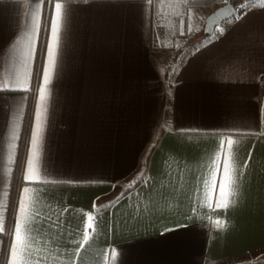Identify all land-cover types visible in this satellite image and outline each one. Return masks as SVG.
<instances>
[{
	"label": "crops",
	"instance_id": "0c3cea01",
	"mask_svg": "<svg viewBox=\"0 0 264 264\" xmlns=\"http://www.w3.org/2000/svg\"><path fill=\"white\" fill-rule=\"evenodd\" d=\"M152 29V0H0V264H264V3L169 83Z\"/></svg>",
	"mask_w": 264,
	"mask_h": 264
},
{
	"label": "trees",
	"instance_id": "16d2710c",
	"mask_svg": "<svg viewBox=\"0 0 264 264\" xmlns=\"http://www.w3.org/2000/svg\"><path fill=\"white\" fill-rule=\"evenodd\" d=\"M257 0H178L177 7L174 6L173 0H152L153 2V29H152V43L155 47H172L175 48V55L172 59V63L166 67L165 77L166 82L168 81L172 73V68L183 56L195 49L204 40H207L211 35H205L203 32V27L201 30L191 34L186 35L185 39L177 47L175 46L173 40L177 38L180 34L177 31V26H174L176 21L182 18L184 21L183 25L186 26L188 22V9L190 7H201L209 8L210 11L214 10L216 7L226 3L231 2L237 8L236 15L241 14L254 2ZM181 12V15L172 13V11ZM207 13V15L209 14ZM206 15V16H207ZM173 20L174 24L171 26L170 21ZM188 27V26H187ZM187 29V28H184ZM183 32L181 35H185ZM172 38V41H167L168 38ZM169 42V43H168Z\"/></svg>",
	"mask_w": 264,
	"mask_h": 264
},
{
	"label": "snow or ice",
	"instance_id": "6c2138e0",
	"mask_svg": "<svg viewBox=\"0 0 264 264\" xmlns=\"http://www.w3.org/2000/svg\"><path fill=\"white\" fill-rule=\"evenodd\" d=\"M56 11H57V15H59V10L61 8V5L59 3H56L54 5ZM188 31L190 32L191 31V27L189 26L188 28ZM50 34H51V37H52V45H48L46 44L45 45V54H46V57L48 59V64H49V68H45L43 66V64H41V70H40V73L38 74L39 76H42V79H43V82L45 84L48 83L49 81V69L51 68L52 64L54 63V56H55V44H56V40H57V22L55 20H52L51 17H50ZM181 34H183L181 32ZM37 89L38 91L40 92L41 96L43 95V88H39V85H37ZM36 120H37V124H36V131L35 132H32L30 130V142H31V147L33 149V155H35V148L37 146V138H38V134H39V112L37 111L36 112ZM227 145H228V148L230 149L231 146H232V141L229 139L227 141ZM220 148L222 151H226L225 150V143L224 141H221L220 143ZM31 164H32V161L31 160H28V165L29 167H31ZM217 167L219 168L220 165L218 164ZM227 173H228V161L227 159H225L223 161V176H227ZM28 179L30 180L31 177L29 176ZM24 191L27 192L28 189L27 188H24ZM231 194L230 193H227L225 191V182L224 180L222 179L221 182L217 185V197L219 198L215 204V207L216 208H224V209H227L228 206H229V201L227 199L228 196H230ZM222 201V202H221ZM19 206H20V211L21 213L23 212V201H19ZM95 207V205H94ZM89 219L91 220L92 217L91 215H89ZM217 224L218 226L220 227H223V222L222 221H217ZM12 229L14 230V235H15V240L16 241H19L20 239V233H21V225L20 223L15 219V216L13 218V224H12ZM0 231H3V229H0ZM9 248L11 250V253L14 255L15 254V251H16V243L13 242L9 245Z\"/></svg>",
	"mask_w": 264,
	"mask_h": 264
},
{
	"label": "rangeland",
	"instance_id": "374dc122",
	"mask_svg": "<svg viewBox=\"0 0 264 264\" xmlns=\"http://www.w3.org/2000/svg\"><path fill=\"white\" fill-rule=\"evenodd\" d=\"M178 0H173V3L174 6L177 7L178 3H177ZM261 3H264V0H257L256 2L253 3V5H259ZM174 10V9H173ZM210 11L209 8H201V7H190L188 9V22H187V25L184 26L183 23L184 21L181 19H179L178 21H176V23L174 24V21L171 20L170 23H171V26H177V31H179V35L177 36V38H175L173 40L175 46H178L179 44H181L183 42V40L185 39V36L186 35H191L199 30H201L202 27H204V24H205V19H206V15L207 13ZM213 11V10H212ZM172 13L174 14H178L179 16L181 15V12H176V10L172 11ZM210 13V12H209ZM236 15V14H234ZM188 26V27H187ZM189 26L191 27V31L189 32L188 31V28ZM184 28H187V29H184ZM181 32H186L185 35H181ZM188 35V36H189ZM167 41H172V38H168ZM169 43V42H168Z\"/></svg>",
	"mask_w": 264,
	"mask_h": 264
},
{
	"label": "water",
	"instance_id": "95a60500",
	"mask_svg": "<svg viewBox=\"0 0 264 264\" xmlns=\"http://www.w3.org/2000/svg\"><path fill=\"white\" fill-rule=\"evenodd\" d=\"M237 11V8L231 2H226L218 7H216L213 11H211L206 19L203 27V32L205 35H211L216 26L220 25L226 19L232 17Z\"/></svg>",
	"mask_w": 264,
	"mask_h": 264
},
{
	"label": "built area",
	"instance_id": "2783aa9c",
	"mask_svg": "<svg viewBox=\"0 0 264 264\" xmlns=\"http://www.w3.org/2000/svg\"><path fill=\"white\" fill-rule=\"evenodd\" d=\"M30 116V115H29Z\"/></svg>",
	"mask_w": 264,
	"mask_h": 264
}]
</instances>
